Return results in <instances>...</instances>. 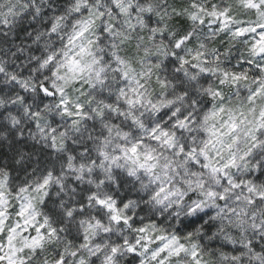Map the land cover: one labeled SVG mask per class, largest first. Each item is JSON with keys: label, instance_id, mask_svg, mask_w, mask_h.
I'll list each match as a JSON object with an SVG mask.
<instances>
[{"label": "clouds", "instance_id": "obj_1", "mask_svg": "<svg viewBox=\"0 0 264 264\" xmlns=\"http://www.w3.org/2000/svg\"><path fill=\"white\" fill-rule=\"evenodd\" d=\"M0 264H264V0H0Z\"/></svg>", "mask_w": 264, "mask_h": 264}]
</instances>
